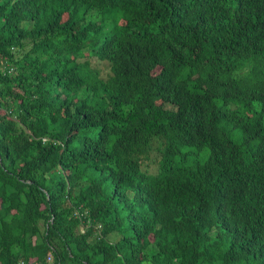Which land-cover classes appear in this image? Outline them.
Instances as JSON below:
<instances>
[{
    "label": "trees",
    "instance_id": "16d2710c",
    "mask_svg": "<svg viewBox=\"0 0 264 264\" xmlns=\"http://www.w3.org/2000/svg\"><path fill=\"white\" fill-rule=\"evenodd\" d=\"M47 255L264 264V0H0V264Z\"/></svg>",
    "mask_w": 264,
    "mask_h": 264
},
{
    "label": "rangeland",
    "instance_id": "374dc122",
    "mask_svg": "<svg viewBox=\"0 0 264 264\" xmlns=\"http://www.w3.org/2000/svg\"><path fill=\"white\" fill-rule=\"evenodd\" d=\"M258 106H254V108H256ZM152 148H155V144L152 146ZM182 153V157L184 158L183 160L185 161L186 164H191V163H202L207 156V152L205 150L203 151H194L192 148L189 147H183L181 150ZM150 159H154L153 156L150 157ZM149 163H145L143 167H148ZM154 167V166H153ZM81 229H79L80 231Z\"/></svg>",
    "mask_w": 264,
    "mask_h": 264
},
{
    "label": "clouds",
    "instance_id": "9594fccd",
    "mask_svg": "<svg viewBox=\"0 0 264 264\" xmlns=\"http://www.w3.org/2000/svg\"><path fill=\"white\" fill-rule=\"evenodd\" d=\"M153 144H154V142H153ZM80 229L81 230L79 232H80V234H82L83 231H84L83 226H81ZM35 264H53V263H52L51 257L49 255H47V257L45 258V261L44 262H42V263H35Z\"/></svg>",
    "mask_w": 264,
    "mask_h": 264
}]
</instances>
